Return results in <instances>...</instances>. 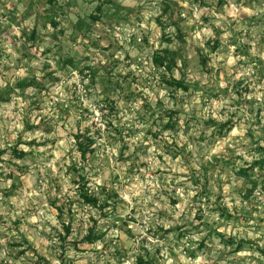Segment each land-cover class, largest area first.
<instances>
[{
  "label": "rangeland",
  "instance_id": "374dc122",
  "mask_svg": "<svg viewBox=\"0 0 264 264\" xmlns=\"http://www.w3.org/2000/svg\"><path fill=\"white\" fill-rule=\"evenodd\" d=\"M0 264H264V0H0Z\"/></svg>",
  "mask_w": 264,
  "mask_h": 264
},
{
  "label": "trees",
  "instance_id": "16d2710c",
  "mask_svg": "<svg viewBox=\"0 0 264 264\" xmlns=\"http://www.w3.org/2000/svg\"><path fill=\"white\" fill-rule=\"evenodd\" d=\"M159 58H160V56L156 57L157 60H159ZM77 140H78V143H79V148L81 150L82 156L86 157L87 150H86V148H85V146H84V144H83V142L81 140V137L79 135L77 136ZM14 154H15L16 157L22 158L25 155V151L24 150H19L18 148H16L14 150ZM84 197L89 203H94V204L98 203V200L96 198H93L91 195L84 194Z\"/></svg>",
  "mask_w": 264,
  "mask_h": 264
},
{
  "label": "water",
  "instance_id": "95a60500",
  "mask_svg": "<svg viewBox=\"0 0 264 264\" xmlns=\"http://www.w3.org/2000/svg\"><path fill=\"white\" fill-rule=\"evenodd\" d=\"M121 220H124V217L120 216L116 218V221H121Z\"/></svg>",
  "mask_w": 264,
  "mask_h": 264
}]
</instances>
